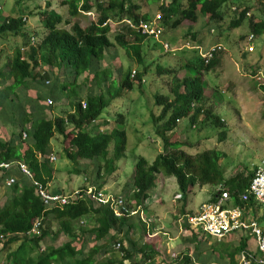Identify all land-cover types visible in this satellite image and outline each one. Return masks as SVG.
<instances>
[{"label": "trees", "instance_id": "trees-1", "mask_svg": "<svg viewBox=\"0 0 264 264\" xmlns=\"http://www.w3.org/2000/svg\"><path fill=\"white\" fill-rule=\"evenodd\" d=\"M171 2L170 5L160 7L163 27L167 26L173 16L175 18L176 0ZM227 2L228 0H193L181 10V20L196 22L199 6L198 11L205 16L208 23L219 25L224 20V8ZM62 4L67 5L68 12L64 24L59 14L51 10L37 9L42 32L39 42L36 43L33 34L25 30V21L21 18L6 17L0 23V38L12 35L20 37L22 43L0 71V110L5 104L16 110L12 114L11 136L8 140L0 138V164H12L8 169H0V187L6 186L7 178L15 179L10 186L11 189L13 188L10 190L12 193L10 199L0 209V235L6 239L2 249H7L18 238L28 237V242H31L36 249V256L30 258L32 264H124L133 259L136 252H140L142 258L138 263L135 260L132 264H148L156 255L149 244H144L136 250L134 247L123 245L119 239V235L130 233L134 226L133 216L117 218L109 209L98 206L88 198L63 207L46 209L32 184L33 179L46 186L57 172L50 162L51 141L54 138L68 141V147H64L63 151L64 157L72 164L68 175L81 173L78 164L88 165L96 161L95 173L89 183L97 189H102L107 184L117 171L115 161L125 159L126 117L116 113L117 123L110 131L100 130L106 121L99 125L98 120L114 101L133 90L134 81L142 85L144 79L142 74L136 71L135 78L131 79L130 70L124 74L123 79L119 80L118 87L112 88L111 76L107 75L110 70L104 71L105 69L102 68V60L106 52L114 46L108 37L111 20L118 26L114 35L115 44L128 58L134 57L140 65L143 64L141 45L135 44L134 38L140 41L151 39L121 24L124 19H131L134 22L149 20V16L138 14L140 7L132 0L107 2L64 0ZM254 5L258 7L260 15L252 13L251 16L246 17V13L251 11L253 5L238 6V11L234 12L236 18L229 26L234 29L246 22L256 39L264 34V0H257ZM93 7L98 13V20L95 23L90 22L88 26L82 28L77 20L72 21L80 12H90ZM257 16L261 18L259 22ZM181 20L174 19L170 27L176 28ZM61 25H68L69 29H64ZM214 65L213 61L204 65L200 58V69L198 65L196 67L201 70L204 66L209 70ZM159 71L166 72L163 69ZM107 79H111L109 85ZM46 81L48 84H45ZM201 83L200 76L187 75L175 82L171 90V98L154 94V106L160 108V113L157 116L151 113L149 118L156 133L165 138L164 150L157 154L151 164H148L142 156L135 157L131 179L124 187V191L131 192L135 207L143 205L150 198L151 191L156 188L158 175L175 179L177 193L183 203L181 211L183 216L186 215L184 207L189 195L196 186H215L224 183L236 204L240 203L238 195L248 187L254 169L225 179L219 168L218 161L221 155L218 151L206 150L192 157L180 149L182 143L170 142L164 135L181 125L178 123L188 121L190 129L198 119H201L203 124L207 122L220 129V139H222L224 121L204 108ZM31 91H34V100L28 103L24 92ZM47 98L52 99L51 106L44 104ZM81 102L85 103L84 109L81 107ZM23 133L26 134L24 139ZM17 162L29 168L32 179L19 172L15 166ZM86 187L87 184L81 186L82 189ZM14 190H19V193ZM215 197L216 194L212 195V201ZM254 204L250 200L244 208L249 210ZM126 208L133 210L129 204H126ZM39 218L41 219L40 234L29 235L33 222ZM262 218H264V210ZM52 223H55V230L52 229ZM139 223L144 232V223L140 221ZM183 227L186 230L190 229L185 222ZM191 231L189 240L198 242L199 232ZM61 235L67 238L66 242L57 247H44L46 238H58ZM88 235L91 237L89 244ZM206 236L202 234L201 239L205 241ZM234 236L238 242L228 253L232 263H235L234 255L245 250L248 245V240L239 232ZM74 242H79L81 247L77 249ZM116 243L120 244L121 258L116 260L112 257L103 260ZM22 251H24L23 242L6 257L2 264H10L11 258H15L16 262L14 261L13 264H23L18 260ZM190 260L186 256L180 262L187 263Z\"/></svg>", "mask_w": 264, "mask_h": 264}, {"label": "rangeland", "instance_id": "rangeland-1", "mask_svg": "<svg viewBox=\"0 0 264 264\" xmlns=\"http://www.w3.org/2000/svg\"><path fill=\"white\" fill-rule=\"evenodd\" d=\"M63 1L0 0V23L6 17L14 19L26 17L25 30L33 34L35 43L39 42L42 26L39 22L37 9L40 11L51 10L59 14L64 24V20L68 18V12L67 5L62 4ZM94 1L92 0V2ZM97 1L107 2L108 0ZM132 1L140 7L138 14L149 15V18L158 13L161 14L160 4H163V0ZM192 1L176 0L174 3V7L177 8L175 18H171L167 26H162L163 33L158 41L151 39L140 41L134 38V43L141 45L142 65L138 64L134 57L128 58L125 52L115 44L114 35L118 26L111 20L108 37L114 46L106 52L102 60V68L105 69L104 71L110 70L107 75L111 76L112 88H117L119 80L123 79L124 74L130 70L141 73L145 82L138 85L134 81L133 90L114 101L98 120L99 125L106 121L100 130L110 131L116 126V113L126 117V126L124 127L127 137L125 159L115 161V165L118 167L117 171L102 187V190L113 195H121L126 204H129L132 209L138 210V213L133 215L134 226L130 233L119 235V239L123 245L134 247L136 250L149 242L157 244L155 251L158 256L154 259L156 264L168 263L171 252L184 251L191 254L189 257L191 260L187 263L184 261L175 263L231 264L228 253L238 242L234 235L222 241H216L206 236L203 241L202 233H198V242L189 240L188 233L183 230L185 220L181 214L183 203L178 197L174 178L158 175L156 188L151 191L150 198L141 206L135 207L131 192L124 191L125 183L131 179L135 157L142 156L148 164H151L157 154L164 150L165 138L156 133L149 118L151 113L155 116L160 113V108L154 106V94L158 93L171 98V90L175 82L182 80L187 75L200 76L204 95L203 106L224 121L225 129L222 130L224 136L220 139V129L207 122L203 124L201 119H198L190 129L188 121L178 123L181 125L176 129L164 133L166 139L170 142L182 143L180 149L192 157H196L206 150L218 151L221 155L218 161L219 168L225 179L238 173L245 174L252 171L264 159V85H261L260 81L256 79L261 76L264 82V37L263 40L258 37L252 42L256 49L254 48V51L249 53L246 50L249 46L246 38L251 32L247 23L244 22L234 29L229 26L230 22L236 18L231 7L244 6L250 4L252 0H228L224 8V20L219 25L208 23L205 16L198 11L199 6L197 7L196 22L181 20V10ZM171 3V0H167L163 6ZM254 3L250 4L253 5L251 11L260 15L258 7ZM174 19L183 21V24L180 22L181 25L179 24L176 28L170 27ZM76 20L82 28L88 26L90 22L95 23L98 20L96 8L93 7L90 12H80L72 19L73 22ZM61 27L69 29L68 25H61ZM36 33L37 36L34 35ZM163 43L168 44V51H164ZM217 43L221 44L224 50L213 61L215 65L209 70H206L204 66L198 70L196 65L200 69V54L205 52L209 46ZM21 46L20 37L5 35L0 38V71L7 59L12 58L16 49ZM160 69L166 72H160ZM120 70L122 71L120 72ZM111 79H107V85ZM90 85L93 86L92 83ZM105 85L103 84V86ZM10 109L13 107L10 106ZM6 133L8 135L10 131L7 129ZM3 137L6 138V134ZM51 143L53 156L57 159L54 165L58 169L56 179L49 184L51 189L57 188L59 192L70 193L81 188L82 185H90L89 180L95 173L96 161L88 165L80 163L78 168L81 173L72 174V176L69 173L68 175L72 164L64 157L63 153L64 147H68V141L59 138L55 141L52 140ZM111 155L112 151L110 150ZM215 186L205 185L193 188L184 207L185 213L196 211L200 204L209 200L215 194ZM3 189H5V194H10L9 189L13 188L4 186ZM0 192L3 190L0 189ZM17 192L19 193V190ZM254 207L248 210L251 219L256 217V211L260 210L258 214L263 215V207L260 205ZM139 221L145 225L144 232L141 230ZM260 224L264 226V218L260 219ZM51 226L55 230V223H52ZM162 232L168 235H161ZM152 233H156L157 237H149V235H153ZM244 237L247 238V234ZM5 240H0V264L6 259L7 249H1ZM247 240L249 249L253 243L250 236ZM66 241L67 238L62 235L58 238L48 237L44 242V247L59 246ZM16 242L17 244L24 243V251L20 252L18 256L20 261L23 264H32L26 258L35 257L36 249L31 242H28V237L26 239L18 238ZM89 242H91L90 235L87 237V243L89 244ZM74 245L77 249L81 247L79 242H74ZM239 254L234 255L236 264ZM112 257L118 260L121 255L112 248V251L103 260ZM141 258L142 255L137 254L136 262L138 263ZM130 262L132 264L134 260L131 259L124 264Z\"/></svg>", "mask_w": 264, "mask_h": 264}, {"label": "built area", "instance_id": "built-area-1", "mask_svg": "<svg viewBox=\"0 0 264 264\" xmlns=\"http://www.w3.org/2000/svg\"><path fill=\"white\" fill-rule=\"evenodd\" d=\"M231 10L237 12L238 8L237 6H232ZM251 14L252 12L248 11L246 17L251 16ZM160 15L161 14L158 13L148 21L139 20L134 22L133 20H123L122 24L128 26L131 30L140 35L158 41L163 33ZM23 21H25V19H23ZM31 40L33 41V38ZM254 41L255 36L250 33L246 38V42L249 44L246 49L247 52L250 53L254 51V46L252 45ZM162 47L165 51L169 50V46L166 43H163ZM223 50L224 47L221 44L209 46L205 52L200 54L203 64L208 65ZM135 76L136 72L132 70L130 78L134 79ZM256 79L260 81L261 85H264L263 77L258 76ZM142 83H144V79H142ZM45 84H48V81H46ZM52 104L51 98L45 100L46 106H51ZM81 107L83 109L85 108L84 102H81ZM25 137L26 134L23 133L22 138L24 139ZM55 159V156H50V162H54ZM11 166V163H1L0 169H8ZM15 166L20 173L32 179L31 172L25 164L17 162ZM14 181L15 179L13 177H9L6 179L5 185L10 187L13 185ZM32 184L35 187L37 196L41 199L46 209L51 207H63L77 200L88 198L98 206L109 209L117 218L133 216L138 213V210H129L126 208L125 199L121 195L106 193L93 185H88L85 189L78 188L70 193H54L49 191L46 186H43L40 182L33 179ZM214 193L216 194L214 201L210 198L206 202L200 204L196 211L189 212L183 216L185 219L184 222L190 227L189 231L192 232L191 230H196L216 241L229 238L236 232H239L243 237L247 234L246 239L250 236L253 248L248 249L246 247L245 250H242L239 254L237 264H264V226H261L258 216L251 219L248 210L244 208V205L250 200L264 208V159L254 168V174L248 187L238 195L239 204H236L224 183L215 186ZM40 227L41 219L39 218L33 222L28 234L38 236L40 234ZM3 239L4 237L0 235V240ZM113 248L120 253L119 243L114 244ZM120 255L122 254L120 253ZM185 255L186 253L184 252H171L169 257L170 260L181 261Z\"/></svg>", "mask_w": 264, "mask_h": 264}, {"label": "crops", "instance_id": "crops-1", "mask_svg": "<svg viewBox=\"0 0 264 264\" xmlns=\"http://www.w3.org/2000/svg\"><path fill=\"white\" fill-rule=\"evenodd\" d=\"M255 1H257V0H252L251 2H250V4H252V3H254ZM139 11H140V8H139ZM138 12V11H137ZM140 13V12H139ZM141 15V14H140ZM147 16H149V15H147ZM150 17V16H149ZM172 18H174V16L172 17ZM261 20V18L259 17L258 18V16H257V21L259 22ZM257 22V23H258ZM192 23H194V22H192ZM117 24V23H116ZM181 24H183V21L181 22ZM180 24V25H181ZM118 30V29H117ZM262 40H263V37H264V34H262L261 36H259ZM256 38H258V37H256ZM261 39H260V41H261ZM260 43V42H259ZM218 44V43H217ZM192 48H194V47H192ZM255 49H256V46L254 47ZM218 57V56H217ZM24 94L26 95V100H28V103H32L33 102V100H34V91H31V92H28V93H26V92H24ZM16 110L13 108V109H10V106L8 105V104H5L4 106H3V108L0 110V125H1V127H0V130H1V133H0V138H2V139H4V140H8L9 139V137L11 136V128H10V125H11V123H12V112H15ZM153 114V113H152ZM9 126V127H8ZM8 127V128H7ZM7 129L10 131V133L7 135V133H6V131H7ZM5 134H6V138H4L3 136H5ZM127 138V137H126ZM59 138H54L53 139V141H55V140H58ZM51 145H52V143H51ZM52 147V146H51ZM53 148H52V155H53ZM56 160L57 159H55V161L54 162H51L52 163V166H53V168L57 171L56 172V174L54 175V178H53V180L51 181V182H53L55 179H56V177H57V174H58V169L56 168V166L54 165V163L56 162ZM19 179V178H18ZM50 183H48L47 185H46V187H47V189L49 190V191H51V192H54V193H56V192H58V193H60L59 192V190L56 188V189H51V187H50V185H49ZM49 185V186H48ZM50 187V188H49ZM0 189L1 190H3V192H0V209L8 202V200L10 199V196H11V191H10V189H9V191H10V194H5V189H3V187H0ZM72 190H74V189H72ZM15 191V190H14ZM16 193H18L17 191H15ZM61 193H63V192H61ZM257 204H254V206H256ZM262 207V206H261ZM255 208V207H254ZM264 209V208H263ZM260 211V210H259ZM259 211H256V216H258L260 219H262V217H263V215L262 214H258L259 213ZM183 230H184V232L185 233H188V235H189V237L191 236V232L189 231V230H186V229H184V227H183ZM153 235L152 236H150L149 235V237H154V238H156L157 237V234L156 233H152ZM161 235H168L167 233H161ZM172 240V239H171ZM159 243V242H158ZM150 246H151V249H153L154 251L156 250V247H157V244H155L154 245V243H148ZM20 244L18 243L17 244V242L16 243H13V244H10L9 246H8V248H7V250H6V257L11 253V252H13V251H15L17 248H18V246H19ZM55 247H57V246H55ZM250 248H253V246H251ZM2 249V248H1ZM5 250V249H4ZM149 251V250H148ZM156 252V251H155ZM184 253H186V255H185V257L187 256L188 258L189 257H191V254L189 253V252H186V251H184ZM136 255L137 254H140V252H136L135 253ZM136 255L134 256V258H133V260L135 261L136 260ZM141 255V254H140ZM158 255H157V252H156V255H155V257L148 263V264H156V262L154 261V259H156V257H157ZM28 261H30V258L29 257H27L26 258ZM169 259V261H167L168 263H165V262H162L161 264H170V263H172V264H174L175 262H180L179 260H170V258H168ZM19 261H20V259H18ZM15 261V258L13 259H11V261H10V264H13V262ZM233 261H234V258H233ZM16 262V261H15ZM175 264H177V263H175ZM231 264H235V263H232L231 262Z\"/></svg>", "mask_w": 264, "mask_h": 264}, {"label": "clouds", "instance_id": "clouds-1", "mask_svg": "<svg viewBox=\"0 0 264 264\" xmlns=\"http://www.w3.org/2000/svg\"><path fill=\"white\" fill-rule=\"evenodd\" d=\"M166 1H167V0H163V4H162V5L160 4V6H163L164 3H165ZM237 8H238V6H237ZM0 9H1V8H0ZM17 19H20V18H17ZM23 19H25V21H26V17H22V18H21L22 21H23ZM149 19H150V18H149ZM124 20H131V19H124ZM122 21H123V20H122ZM122 21H121V24H122ZM164 51H165V50H164ZM218 55H219V54H218ZM218 55H217V56H218ZM200 58H201V57H200ZM216 58H217V57H216ZM216 58H215V59H216ZM201 59H202V58H201ZM215 59H214V60H215ZM214 60H213V61H214ZM134 71H135V70H134ZM44 104H45V102H44ZM3 240H4V239H3ZM1 241H2V240H1ZM120 253H121V251H120ZM121 254H122V253H121ZM121 256H122V255H121Z\"/></svg>", "mask_w": 264, "mask_h": 264}]
</instances>
